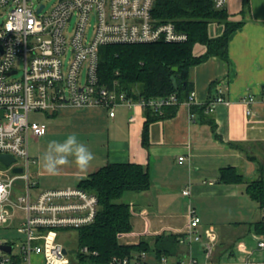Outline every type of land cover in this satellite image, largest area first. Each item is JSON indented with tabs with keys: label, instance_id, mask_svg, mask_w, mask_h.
Here are the masks:
<instances>
[{
	"label": "built area",
	"instance_id": "built-area-1",
	"mask_svg": "<svg viewBox=\"0 0 264 264\" xmlns=\"http://www.w3.org/2000/svg\"><path fill=\"white\" fill-rule=\"evenodd\" d=\"M155 1L59 0L53 8L46 9V4L36 0H0V10L5 14L0 25V155L16 158L11 171L14 167L22 168L21 173L0 170V184L10 185L9 194L0 200V226L14 217L13 209L25 213L18 226L19 233L24 235L20 251L14 255L0 249V264H34L35 256H41L43 264H71L69 252L59 240V230L90 225L99 212L97 195L80 187L35 192L37 182L32 179V168L37 160L30 154V140L45 135L48 127L32 121V113L52 115L70 105L104 108L114 117L117 107L140 106L162 115L169 106L197 105L194 90L183 102L175 93L135 100L119 91L117 82L109 86L100 81L102 46L180 43L188 39L173 22L153 17ZM214 2L216 8L224 9L228 0ZM88 29H92L91 36ZM83 71H86L84 82ZM243 102L252 104L254 98L247 95ZM221 103L228 101L218 88L209 109ZM247 114H253L252 108L247 109ZM129 120L134 121L135 117ZM184 161V156L179 157L180 164ZM17 181L23 184L19 190ZM183 194L189 195L190 189L185 188ZM219 238L218 229L202 225L196 209L190 207L187 230L181 233L179 242L190 250L199 246L204 259L190 252L187 259L179 261L162 256L157 264H264V235L256 236L258 257L254 260L219 257ZM10 242L0 239V245ZM82 251L89 252L87 247ZM146 255L142 252L131 260L114 257L111 264H143Z\"/></svg>",
	"mask_w": 264,
	"mask_h": 264
},
{
	"label": "crops",
	"instance_id": "crops-1",
	"mask_svg": "<svg viewBox=\"0 0 264 264\" xmlns=\"http://www.w3.org/2000/svg\"><path fill=\"white\" fill-rule=\"evenodd\" d=\"M225 9L230 21L244 22L229 37V61L213 56L189 69V82L196 92L198 106L215 92L212 83L223 90L228 101L213 109L216 133L209 123L200 121L198 114L192 117L191 108L184 103L172 117L150 125V145L145 147L142 135L147 117L142 107L120 106L115 116L110 117L104 108L63 106L55 114L43 113L46 120L39 122L46 124L48 131L30 140V143L40 144L33 155L30 151L37 160L32 168V179L37 182L35 192L78 187L82 179L108 163L141 164L147 169L152 186L145 192H128L130 199L124 202L131 207L133 230L119 235L121 243L136 244L143 238L162 233H184L190 207L196 209L202 225H213L206 221L218 219V204L224 203V208L233 213L235 206L245 205L252 210L250 213L240 209L239 222L229 224L221 232L218 229L217 254L221 258L256 259L255 243L259 234L252 224L262 219L264 212L246 194L245 184L219 180L221 170L229 167L236 168L247 181L264 173V167L261 169L258 163H263L260 158L264 155V0H228ZM223 31L222 24L209 26L211 37H218ZM205 51L204 46L197 45L194 53L201 55ZM247 95L253 96L252 104L243 102ZM249 107L252 115L247 114ZM131 116L135 117L134 121L129 120ZM69 134H76L78 141L93 153L94 160L86 171L71 164L62 167L58 175H48L43 171L41 157L51 141L63 142ZM231 143L242 145L243 150ZM181 156L185 157L182 164L179 163ZM254 174L256 177L251 178ZM185 188L190 189L189 195L183 194ZM13 214L9 223L0 227L19 226L24 221L25 214L18 216L14 211ZM244 240H249L254 247L246 255L244 246L238 245ZM11 252L18 254L14 247ZM190 252L204 259L199 246L194 245L190 250L182 245L180 255L170 260L187 259ZM159 261L151 252L147 253L143 264ZM34 264H43V258L35 256Z\"/></svg>",
	"mask_w": 264,
	"mask_h": 264
},
{
	"label": "trees",
	"instance_id": "trees-1",
	"mask_svg": "<svg viewBox=\"0 0 264 264\" xmlns=\"http://www.w3.org/2000/svg\"><path fill=\"white\" fill-rule=\"evenodd\" d=\"M152 14L161 22H173L177 29L188 35V39L180 43L102 46L98 67L100 81L109 86L117 82L119 91H124L135 100H149L175 93L179 101H186L194 90L189 82V69L213 56L228 62L229 37L244 22L230 21L226 9L216 8L214 0H156ZM213 23L224 25V31L218 37H211L209 34V26ZM197 45L206 48L204 54L195 55ZM172 77L177 79L178 88H175ZM211 88L215 92H211L207 102L192 106L191 111L199 115L201 122L209 123L216 133V121L209 105L217 96V84L212 83ZM177 108L178 105L166 107L162 115L151 109H144L147 119L143 127L142 143L145 147L150 145V125L157 120L172 117ZM231 145L243 150L240 144ZM258 163L262 169L263 163ZM263 174L262 172L260 177L247 181L236 168L229 167L221 170L219 182L245 184L246 194L264 212ZM151 186L147 169L132 162L108 163L82 179L78 187L97 195L99 212L94 223L78 229H66L77 233L78 249L71 256V264H111L114 257L131 260L142 252H153L158 258L178 257L182 247L179 242L181 234L162 233L143 238L136 244H124L119 240L120 234L133 230L131 207L122 200L124 194L129 191L145 192ZM252 225L256 233L264 235V217ZM10 244L14 245L13 242ZM84 247L88 248V253L82 251Z\"/></svg>",
	"mask_w": 264,
	"mask_h": 264
},
{
	"label": "rangeland",
	"instance_id": "rangeland-1",
	"mask_svg": "<svg viewBox=\"0 0 264 264\" xmlns=\"http://www.w3.org/2000/svg\"><path fill=\"white\" fill-rule=\"evenodd\" d=\"M58 1L59 0H36L37 3L46 4V9L53 8V6ZM4 19H5V14L2 13V11L0 10V25L2 24V21ZM73 24L71 25V27L73 26ZM88 33H89V36H91L92 35V29H88ZM16 77H19V76H16ZM85 78H86V71H83V74H82V77H81L83 82L85 81ZM31 119H32V121L39 122V121L46 120V116H44L43 113H32L31 114ZM39 147H40V144L31 141V143H30L31 154L33 155L39 149ZM260 159L264 163V155H262ZM17 163L20 164V161H18ZM11 168H12L11 166H5L4 164H2L0 162V170H4V171H6L8 173H12ZM255 174L252 175L251 178L256 177ZM16 185H17L16 188H18L17 190H19L21 188V186H23L21 181H17ZM129 194H128V192H126L125 195L123 196L122 200L126 201V202L129 201V199H130V195ZM18 196H19V193L16 192V194H15L16 201H17V197ZM252 204H254V207L256 209L258 208L256 203L253 202ZM245 207H246L245 205H242L241 207H239L237 205V206H235L236 209H235V211L233 213V211L230 212L228 209L224 208V203L223 204H218L217 205L218 209H216L217 215H218V219H215V220L208 219L206 221V223H209V224L211 223L213 225H216L217 229H219V231L221 232L222 229L226 228L227 226H229V224H231L233 222H236V221L239 222V220L241 219L240 215L238 213L240 209L242 211H243V209H246L245 212H248V213H250L252 211V210H250L249 206L247 208H245ZM13 211L16 214L18 213L17 214L18 216L22 215V214H25L22 209L15 208V209H13ZM247 215H249V214H247ZM17 226L18 225H13V226L7 227V228L0 227V239L7 238L6 240H9V241L13 242L14 243L13 247H14V251L15 252H19L20 251V248L22 246V239L24 237L23 234L19 233ZM59 240L63 243V245L68 250L70 257L74 256L76 251H77V249H78V240H77L76 231L75 230L68 231L66 229L65 230L64 229L61 230ZM241 244H242V246H244L245 255L247 253H251L253 251V248H254L253 244L249 240L248 241H245V240L241 241V242H239L238 245H241Z\"/></svg>",
	"mask_w": 264,
	"mask_h": 264
},
{
	"label": "clouds",
	"instance_id": "clouds-1",
	"mask_svg": "<svg viewBox=\"0 0 264 264\" xmlns=\"http://www.w3.org/2000/svg\"><path fill=\"white\" fill-rule=\"evenodd\" d=\"M93 153L80 143L76 134H69L63 142L51 141L41 157L42 168L48 175H58L61 168L74 164L80 171H86L94 160ZM10 185L0 184V200L9 194Z\"/></svg>",
	"mask_w": 264,
	"mask_h": 264
},
{
	"label": "water",
	"instance_id": "water-1",
	"mask_svg": "<svg viewBox=\"0 0 264 264\" xmlns=\"http://www.w3.org/2000/svg\"><path fill=\"white\" fill-rule=\"evenodd\" d=\"M173 79V84L175 86V88H178V82L177 79L175 77H172ZM186 84V83H185ZM0 162L2 164H4L5 166H11L12 164H14L16 162V158L13 157L12 155L9 154H1L0 155ZM13 173H21L22 172V168L20 167H14L12 169ZM0 249L7 252V253H11L12 249H13V245L11 244H2L0 245Z\"/></svg>",
	"mask_w": 264,
	"mask_h": 264
}]
</instances>
